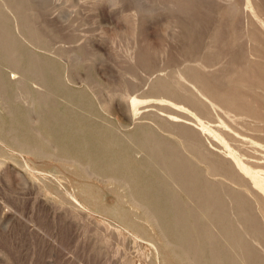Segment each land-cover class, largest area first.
Returning a JSON list of instances; mask_svg holds the SVG:
<instances>
[{
    "label": "rangeland",
    "instance_id": "374dc122",
    "mask_svg": "<svg viewBox=\"0 0 264 264\" xmlns=\"http://www.w3.org/2000/svg\"><path fill=\"white\" fill-rule=\"evenodd\" d=\"M3 3L0 264H213V252L219 264H264V0ZM190 64L215 98L195 103L202 113L168 101L181 114L170 132L146 82ZM190 130L199 153L184 145ZM149 137L164 143L158 152ZM180 147L177 168L206 178L170 181L169 148ZM207 158L233 177L211 173ZM220 183L225 213L210 217L217 200L200 205L194 188L205 197Z\"/></svg>",
    "mask_w": 264,
    "mask_h": 264
},
{
    "label": "bare ground",
    "instance_id": "6f19581e",
    "mask_svg": "<svg viewBox=\"0 0 264 264\" xmlns=\"http://www.w3.org/2000/svg\"><path fill=\"white\" fill-rule=\"evenodd\" d=\"M4 2V0H1V2H0V4L1 3H3ZM3 4H5V3H3ZM19 4L20 3H17V1H16V3L14 4H11L12 6H10L12 9H15L16 10V8L19 6ZM34 6V5H33ZM7 7V6H6ZM9 7V6H8ZM7 7V8H8ZM19 14V13H18ZM24 18V17H23ZM26 18V17H25ZM24 18V19H25ZM28 19V18H27ZM29 20H31L30 18H29ZM29 20H27V23H30V21ZM0 21H1V19H0ZM24 21V20H23ZM26 21V20H25ZM31 22H33V20L31 21ZM0 23H2V21L0 22ZM23 23V22H22ZM31 25V24H30ZM36 28V27H35ZM24 29V28H23ZM35 32V31H34ZM33 31H32V35L33 36H35V38H36V40L38 39L37 37H36V32L34 33ZM30 33V32H29ZM38 36V35H37ZM7 38H8V36H6L5 35V33H2V31L0 30V41L1 42H4V41H6L7 40ZM43 40V39H42ZM6 42H8V41H6ZM3 48H4V50L5 51H9L10 49H11V46H10V43L8 42L7 44H5V46H3ZM34 53V52H33ZM55 54V53H54ZM134 55V54H133ZM59 56V55H58ZM146 65V64H145ZM198 68V65L196 66V65H194V66H191V64H190V66H186L185 68H183V69H181L180 71H177V72H175V68L173 69L174 70V72H170V71H165V70H160V71H158V72H156V73H154L153 75H152V77H150L148 80H147V82H146V87H148L151 91H155V92H153V93H155L156 95H153V96H149V97H152V100H154V104L155 103H157V104H159L158 106H160V108H162V110H163V113H161V115L158 113V110H157V113L160 115V120L162 121L161 123V125H163L164 127H165V129H168V130H170V132H171V130L174 128V126H175V123L176 124H178L177 122H174L175 120H174V117L176 116V115H179L180 113H179V111L178 112H176L177 111V109H175V105L173 106V107H171L170 105H168V101H170V100H172V98H180V99H183V101H182V103H184V101L185 102H187V104H189V105H194V108L195 109H199V108H201L200 106L198 107L197 105L198 104H200V103H202L204 100H208V99H210V100H214V98L215 97H213V94H212V96H211V94H208L207 92H206V95L205 94H202V92L201 91H204V89H205V83H204V80L203 81H201V79H197V77L199 76H196V79H195V76H194V74L193 73H195V72H198V71H196V69ZM172 69V68H171ZM170 69V70H171ZM198 74H200V73H198ZM211 75V74H210ZM209 76V75H208ZM217 76V75H216ZM199 78H200V76H199ZM188 79H190L191 81H192V83H193V87L190 89L189 87H187L186 86V88L185 87H183L184 86V82L186 81V80H188ZM208 80V79H207ZM206 81V80H205ZM209 81V80H208ZM19 84H20V81H19ZM191 84V83H190ZM206 85H208V84H206ZM208 88H209V86H208ZM206 90V89H205ZM3 91V90H2ZM4 94V93H3ZM142 94H140V96H141ZM220 95V94H219ZM144 95H142L141 96V98H144L143 97ZM19 98H21V95H19L18 96ZM138 97V96H137ZM146 97H148V96H146ZM217 97H219V96H217ZM2 98V100H3V95H2V93H0V99ZM139 98V97H138ZM6 99V98H5ZM218 99H220V98H218ZM1 100V101H2ZM4 101V100H3ZM149 101V100H148ZM217 101V100H216ZM220 101V100H219ZM222 101V100H221ZM224 101V100H223ZM144 102H147V101H144ZM152 102V101H151ZM149 104H150V102H148ZM170 103V102H169ZM176 103H177V101H176ZM178 103H180V102H178ZM195 103L197 104L196 106H195ZM142 104V103H141ZM144 104V103H143ZM172 104V103H171ZM186 104V105H187ZM135 105V104H134ZM204 105V104H203ZM206 105V104H205ZM144 106V105H143ZM178 106H180V105H178ZM177 106V107H178ZM185 106V105H184ZM207 106V105H206ZM232 106V105H231ZM137 107H139L140 108V104H139V106H137ZM145 107H147L146 105H145ZM150 107V106H149ZM152 107H154L155 109H156V107L152 104ZM151 107V108H152ZM168 107H171L172 109L170 110V108H168ZM183 107V106H182ZM188 107V106H187ZM226 107V106H225ZM225 107H224V109H225ZM239 107V106H238ZM192 109V111H193V107H191ZM204 108V107H203ZM207 108V107H206ZM230 108V107H229ZM142 109V108H141ZM148 109V108H147ZM150 109V108H149ZM159 109V108H158ZM175 109V110H174ZM194 109V110H195ZM235 109V108H234ZM178 110H179V108H178ZM207 110V109H206ZM230 110V109H229ZM237 110V109H236ZM150 111H152V110H150ZM155 111V110H154ZM199 111V110H198ZM144 112V111H143ZM197 112V111H196ZM199 112H201V111H199ZM202 113V112H201ZM154 114H155V112H154ZM227 114H229V113H227ZM159 115H158V117H159ZM181 115V114H180ZM194 115V114H193ZM234 115V114H233ZM149 116V115H148ZM195 117H196V115H195ZM203 117H204V115H203ZM214 115H213V113L212 112H208L207 113V118H208V121L210 120H213L214 118ZM239 117V116H238ZM230 120V119H229ZM240 120V119H239ZM214 122V121H213ZM212 122V123H213ZM191 123V122H190ZM180 124V123H179ZM227 124V123H226ZM192 125V124H191ZM210 125V124H209ZM180 126L182 127V125L180 124ZM179 126V127H180ZM209 127V126H208ZM178 128V127H177ZM185 129L186 128H182V129H179L178 131H180V133H181V130H182V132L184 131L185 132ZM208 129H210V128H208ZM211 130V129H210ZM209 131V130H208ZM186 132H187V130H186ZM211 132V131H210ZM175 133V132H174ZM183 133H181V135H182ZM212 134H214V133H212ZM195 135V134H194ZM193 135V132H191V130L190 131H188V136H186V137H188L187 139H185V146H186V150H195L197 153H199L200 151V148L202 147V142H200L199 141V139L198 138H196L195 136ZM214 135H216V134H214ZM183 137H184V134H183ZM185 137V138H186ZM216 137L218 138L217 140H221L220 142H223L224 141V139H225V137L224 136H220V135H216ZM215 137V138H216ZM223 140V141H222ZM148 141H149V146H150V148L152 149V150H154V151H156L157 149H158V147L159 146H161L162 144H164L163 142H162V140H156V139H154L153 137H149V139H148ZM183 144V143H182ZM205 146V145H204ZM163 147V146H162ZM170 150H169V152L170 153H168V156H170V157H172V162H173V165H172V169H171V176L169 177V179H170V181L172 180V181H174V180H176V179H179L178 181H180L181 179H183V178H185V177H188V178H190V177H194V178H196V180L198 179V178H201V176H203L204 178H206V175H207V173L209 174V172L208 171H206V172H204V173H200V172H198V171H195L194 169H188V170H183V169H178L177 168V164L179 163V161L182 159H184L183 157H184V148H182V147H180V148H169ZM190 150V151H191ZM202 151V150H201ZM156 152H158V151H156ZM189 152V151H188ZM191 153V152H190ZM203 153V152H202ZM191 154H193V152L191 153ZM200 155V154H199ZM156 156H158V153H157V155ZM160 156V155H159ZM202 157H204L205 158V156H203V155H201ZM202 157H200L199 156V158L200 159H203ZM208 158H210V157H208ZM208 158H207V160H208ZM237 159V158H236ZM235 159V160H236ZM206 160V161H207ZM204 161V160H203ZM205 161V162H206ZM208 161H210V160H208ZM208 163V162H207ZM163 164V163H162ZM194 164H195V162H194ZM235 165L242 171V172H245V173H251V171L248 169V168H246L244 165H242L238 160H236L235 161ZM233 166V165H232ZM193 168H195V167H193ZM232 168H234V166L232 167ZM209 170H210V172L211 173H213L212 171H220V173H222V174H224V175H226V176H229V177H233V173L231 172V167H227L225 164H224V162L222 161V160H219V159H217V160H215V159H211V161H210V164H209ZM215 173V172H214ZM221 174V175H222ZM205 180V179H204ZM169 181V182H170ZM177 181V180H176ZM176 181H174V182H176ZM197 182H198V180H197ZM196 182V183H197ZM171 183V182H170ZM187 183V182H186ZM183 184V183H182ZM258 185L260 186V187H262L263 185L262 184H260V183H258ZM195 186V185H194ZM188 187H189V185H188ZM222 187V184L220 183L219 185H218V187H215V189H213V188H211V189H209L207 192H206V194H205V197H203V192L201 191V189H202V187H201V185L199 186V184H198V186L197 187H195L194 188V190H195V192H193V196L195 197L194 199H195V201H197L200 205L203 203H206V202H208V199L210 198H214V199H216L217 200V204H216V207L214 208V211H211V209H210V211H209V216L210 217H212V216H214V217H217V216H219V214H224L225 213V210H224V204H223V199L220 201V199L218 198V196L216 195V193H217V191L216 190H218V188H221ZM192 188H193V186H192ZM201 188V189H200ZM175 189V188H174ZM189 190H191V189H189ZM193 191V190H192ZM227 196H228V199L229 200H231L232 202L233 201H240L241 200V195L238 193H236V194H234V193H230V194H226ZM218 198V199H217ZM133 203L134 204H136V201L134 202L133 201ZM175 205L174 206H177V203L178 202H176L175 201ZM137 205V204H136ZM135 205V206H136ZM207 205V204H206ZM205 205V206H206ZM173 206V207H174ZM179 206V205H178ZM141 207V206H140ZM144 207V206H143ZM209 207V206H208ZM178 208H180V206L178 207ZM141 209V208H140ZM147 209V208H146ZM174 209V208H173ZM209 209V208H208ZM145 210V209H144ZM149 210V209H148ZM147 210V211H148ZM175 210V209H174ZM219 211V213H216V211ZM111 211V210H110ZM147 211L145 210V212H146V215H147ZM179 211V210H178ZM149 213H150V211H149ZM148 213V215H150L151 216V213L149 214ZM174 213V212H173ZM147 215V216H148ZM179 215V214H178ZM177 215V216H178ZM146 216V217H147ZM149 216V217H150ZM248 217V215L246 214H243L242 215V217L240 218V220H245V219H247V217ZM156 217V216H155ZM176 217V216H175ZM182 218V217H181ZM180 217L178 218V219H181ZM148 219V218H147ZM149 220V219H148ZM154 220V219H153ZM176 220H177V217H176ZM183 220V219H182ZM150 221H151V218H150ZM153 222H156V220L155 221H152L151 223H153ZM158 222V221H157ZM181 222H185V221H181ZM177 223H179V222H177ZM157 224H159V223H157ZM182 224V223H181ZM155 225V224H154ZM157 226V225H156ZM177 226V225H176ZM182 226H184V225H182ZM236 226V225H235ZM158 227V226H157ZM239 228V227H238ZM237 228V229H238ZM236 229V228H235ZM159 230V229H158ZM239 231V230H238ZM234 233H235V231H234ZM244 233V232H243ZM166 237V236H165ZM163 238H164V236H163ZM208 240H210V242L212 241V239L214 238V235H211V234H208L207 235V237H206ZM212 238V239H211ZM165 239V238H164ZM163 239V241H165ZM215 240V239H214ZM166 242V241H165ZM213 242V241H212ZM186 245V244H185ZM212 245V244H211ZM180 247V246H179ZM212 248V247H211ZM180 249H182V248H179V250ZM190 249V248H189ZM192 249V248H191ZM196 250L198 249V248H195ZM194 249V250H195ZM211 250V249H210ZM193 251V250H192ZM247 251H248V249H247ZM180 252V251H179ZM184 251H182V252H180V254L181 253H183ZM185 252H187V251H185ZM188 252H190V251H188ZM197 252V251H196ZM198 252H199V249H198ZM210 252V251H209ZM173 253V252H172ZM214 253V252H213ZM212 253V256H211V259H212V263L213 264H219V262H218V260H217V258L215 257V255ZM219 253V252H218ZM185 254V257L186 258H188V260L189 261H191V262H194L195 261V259H199V258H195V253H194V251H193V253L191 252V253H184ZM184 254H182V255H184ZM198 254V253H197ZM196 254V255H197ZM211 254V253H210ZM210 256V255H209ZM196 260V261H197ZM188 262V261H187ZM199 262V261H198ZM198 262H195V263H198ZM194 263V264H195ZM191 264V263H190ZM199 264V263H198ZM242 264H244V263H242Z\"/></svg>",
    "mask_w": 264,
    "mask_h": 264
}]
</instances>
